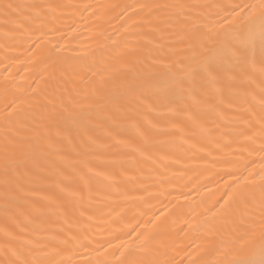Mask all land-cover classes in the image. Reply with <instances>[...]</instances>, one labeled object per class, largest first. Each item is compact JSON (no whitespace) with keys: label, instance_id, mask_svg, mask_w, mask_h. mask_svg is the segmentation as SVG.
Masks as SVG:
<instances>
[{"label":"bare ground","instance_id":"6f19581e","mask_svg":"<svg viewBox=\"0 0 264 264\" xmlns=\"http://www.w3.org/2000/svg\"><path fill=\"white\" fill-rule=\"evenodd\" d=\"M259 4L0 0V264H231L259 245L264 57L190 74Z\"/></svg>","mask_w":264,"mask_h":264},{"label":"snow or ice","instance_id":"6c2138e0","mask_svg":"<svg viewBox=\"0 0 264 264\" xmlns=\"http://www.w3.org/2000/svg\"><path fill=\"white\" fill-rule=\"evenodd\" d=\"M237 7L241 10L245 7L249 9L242 17V20L245 21L243 26L227 33L223 37L222 47L209 48L206 45L210 41H202L199 45L201 51L199 53L193 52L192 61L195 67L191 69L190 74L201 72L215 79L213 73L216 71L218 64L225 60V57L236 62H243L250 55H253L257 49L264 57V0H260L258 14L256 5ZM208 53L214 55H208ZM26 264H43V262L34 260L26 262ZM231 264H264V233H261L259 245H249V248L244 249L241 255L231 261Z\"/></svg>","mask_w":264,"mask_h":264}]
</instances>
